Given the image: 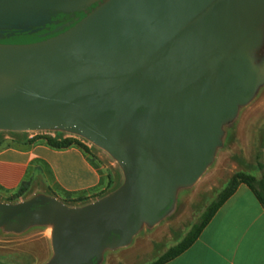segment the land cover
<instances>
[{"label": "water", "instance_id": "95a60500", "mask_svg": "<svg viewBox=\"0 0 264 264\" xmlns=\"http://www.w3.org/2000/svg\"><path fill=\"white\" fill-rule=\"evenodd\" d=\"M100 1L0 0V29L43 28L52 14ZM263 25L264 0H108L54 38L0 44V131L80 136L126 177L85 208L44 197L0 205V228L16 219L53 225L48 264H95L106 249L129 246L179 187L199 181L224 124L253 100L250 51Z\"/></svg>", "mask_w": 264, "mask_h": 264}, {"label": "crops", "instance_id": "0c3cea01", "mask_svg": "<svg viewBox=\"0 0 264 264\" xmlns=\"http://www.w3.org/2000/svg\"><path fill=\"white\" fill-rule=\"evenodd\" d=\"M262 47L264 25L258 31L256 47L250 51L259 69V86L253 100L264 89ZM47 133L0 131V196L16 194L24 184L37 183L45 188L43 194L50 193L69 207L68 201H95L115 185L110 168L104 163L105 157L95 152L97 149L108 154L106 151L71 134ZM58 137L75 144L67 149L53 148L49 139ZM167 264H264V209L248 186L241 185L195 244Z\"/></svg>", "mask_w": 264, "mask_h": 264}, {"label": "rangeland", "instance_id": "374dc122", "mask_svg": "<svg viewBox=\"0 0 264 264\" xmlns=\"http://www.w3.org/2000/svg\"><path fill=\"white\" fill-rule=\"evenodd\" d=\"M36 39V36L21 35L7 40V43L23 45L33 43ZM260 53L264 55V47ZM54 133L56 132L47 134ZM73 136L86 141L80 136ZM95 147L93 146L92 149L95 150ZM263 150L264 89L256 99L242 106L232 121L224 124L220 144L215 149L214 158L199 181L192 186L179 187L174 203L161 215L158 223L144 224L129 246L106 249L102 258L96 260L95 264H152L156 262L170 248L184 240L236 174L245 173L261 179L262 172L258 168V156L263 153ZM95 152L105 157L104 163L110 168V173L115 180V185L102 195L107 197L124 185L125 173L120 164L108 154L97 149ZM112 164L115 166H111ZM44 190L45 188L37 183L26 184L19 195L16 193L0 196V205L25 204L42 197L54 198L50 193L43 194ZM99 200H101L100 197L95 201H68L66 204L70 208L79 209ZM3 218L4 212L0 210V221ZM52 229H54L53 225L25 226L18 220H11L9 224L0 228V264H48L55 256L53 236L50 235Z\"/></svg>", "mask_w": 264, "mask_h": 264}, {"label": "trees", "instance_id": "16d2710c", "mask_svg": "<svg viewBox=\"0 0 264 264\" xmlns=\"http://www.w3.org/2000/svg\"><path fill=\"white\" fill-rule=\"evenodd\" d=\"M49 144L56 149H67L75 144L72 140H64L61 138L57 139H49ZM258 168L262 172L261 179H258L255 176L248 175L245 173L236 174L228 183L227 187L219 194L217 199L208 207L206 212L200 219V222L193 226L192 230L188 233V235L184 238V240L178 244L170 248L165 254H163L160 258L157 259L156 262L152 264H167L174 260L175 258L184 254L187 250H189L195 242L199 239L200 235L207 227V225L211 222V220L215 217L218 211L222 208V206L236 193L238 188L241 185H246L252 191V193L257 198L258 202L264 209V160L263 153L258 156ZM18 191L17 195L22 192L24 186ZM104 195V194H103ZM100 199H103L105 196H99ZM87 201L85 199H81L79 202Z\"/></svg>", "mask_w": 264, "mask_h": 264}, {"label": "flooded vegetation", "instance_id": "af4514ba", "mask_svg": "<svg viewBox=\"0 0 264 264\" xmlns=\"http://www.w3.org/2000/svg\"><path fill=\"white\" fill-rule=\"evenodd\" d=\"M108 0H103L94 4L91 8L84 12H75V13H59L52 14L51 16V24L46 25L43 28H20V29H0V44L5 45H16L7 43V40H10L16 36L26 35V36H36V41L30 44L39 43L51 38H54L71 28L75 27L77 24L86 19L90 14H92L97 8L105 4ZM24 29H29L27 32ZM28 45V44H23ZM46 206H35L30 209L31 213H36L42 211L47 208ZM19 218L23 219L29 216L27 213H22L18 215Z\"/></svg>", "mask_w": 264, "mask_h": 264}, {"label": "bare ground", "instance_id": "6f19581e", "mask_svg": "<svg viewBox=\"0 0 264 264\" xmlns=\"http://www.w3.org/2000/svg\"><path fill=\"white\" fill-rule=\"evenodd\" d=\"M53 234H54V229H52V230L50 231V235L53 236Z\"/></svg>", "mask_w": 264, "mask_h": 264}]
</instances>
